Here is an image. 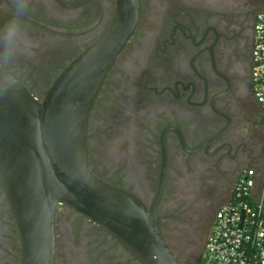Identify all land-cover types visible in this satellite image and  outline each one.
<instances>
[{
    "label": "flooded vegetation",
    "instance_id": "1",
    "mask_svg": "<svg viewBox=\"0 0 264 264\" xmlns=\"http://www.w3.org/2000/svg\"><path fill=\"white\" fill-rule=\"evenodd\" d=\"M263 5L140 0L136 27L89 111L90 172L156 208L179 264L203 254L217 211L248 168L261 183L264 120L251 73ZM116 8L117 0H0V17L14 15L0 26V64L42 102L107 32ZM55 235L54 264H142L65 204L56 208ZM22 255L0 180V264H22Z\"/></svg>",
    "mask_w": 264,
    "mask_h": 264
},
{
    "label": "water",
    "instance_id": "2",
    "mask_svg": "<svg viewBox=\"0 0 264 264\" xmlns=\"http://www.w3.org/2000/svg\"><path fill=\"white\" fill-rule=\"evenodd\" d=\"M139 12L140 0H117L107 32L60 74L42 102L0 64V180L20 234L22 264H54L60 204L101 227L142 264H179L156 208L148 210L87 165L89 111ZM10 16L0 17V26Z\"/></svg>",
    "mask_w": 264,
    "mask_h": 264
},
{
    "label": "built area",
    "instance_id": "3",
    "mask_svg": "<svg viewBox=\"0 0 264 264\" xmlns=\"http://www.w3.org/2000/svg\"><path fill=\"white\" fill-rule=\"evenodd\" d=\"M252 85L264 120V5L256 16ZM254 168L237 180L217 211L201 264H264V173Z\"/></svg>",
    "mask_w": 264,
    "mask_h": 264
},
{
    "label": "clouds",
    "instance_id": "4",
    "mask_svg": "<svg viewBox=\"0 0 264 264\" xmlns=\"http://www.w3.org/2000/svg\"><path fill=\"white\" fill-rule=\"evenodd\" d=\"M15 27H16V22L15 21L10 22L9 31L14 29ZM9 79H10V77H8L6 80H9Z\"/></svg>",
    "mask_w": 264,
    "mask_h": 264
},
{
    "label": "trees",
    "instance_id": "5",
    "mask_svg": "<svg viewBox=\"0 0 264 264\" xmlns=\"http://www.w3.org/2000/svg\"><path fill=\"white\" fill-rule=\"evenodd\" d=\"M191 264H201V260L200 258H198L195 262L191 263Z\"/></svg>",
    "mask_w": 264,
    "mask_h": 264
},
{
    "label": "crops",
    "instance_id": "6",
    "mask_svg": "<svg viewBox=\"0 0 264 264\" xmlns=\"http://www.w3.org/2000/svg\"><path fill=\"white\" fill-rule=\"evenodd\" d=\"M261 185H259V187H260Z\"/></svg>",
    "mask_w": 264,
    "mask_h": 264
},
{
    "label": "rangeland",
    "instance_id": "7",
    "mask_svg": "<svg viewBox=\"0 0 264 264\" xmlns=\"http://www.w3.org/2000/svg\"><path fill=\"white\" fill-rule=\"evenodd\" d=\"M258 186H259V184H258Z\"/></svg>",
    "mask_w": 264,
    "mask_h": 264
}]
</instances>
